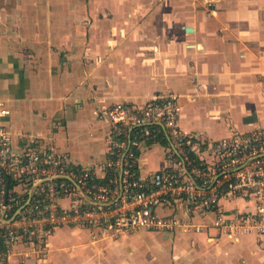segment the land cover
Returning a JSON list of instances; mask_svg holds the SVG:
<instances>
[{
	"label": "crops",
	"instance_id": "obj_1",
	"mask_svg": "<svg viewBox=\"0 0 264 264\" xmlns=\"http://www.w3.org/2000/svg\"><path fill=\"white\" fill-rule=\"evenodd\" d=\"M9 1L0 3V11L11 14L5 19L11 39L0 35V113L8 112L0 120L15 153L37 138L41 150L49 146L74 164L104 163L108 128L96 110L168 94L179 99L180 129L202 143L264 128V0ZM21 42L33 48L32 67L13 66L9 46ZM253 114L256 120L245 124ZM163 156L161 146L143 148L139 172L161 169ZM255 211L243 199L220 202L224 218ZM215 218L196 217L200 232L140 230L91 243L95 231L61 228L51 236L45 260L24 248L30 258L14 249L9 260L264 264V235L227 236L213 227Z\"/></svg>",
	"mask_w": 264,
	"mask_h": 264
},
{
	"label": "built area",
	"instance_id": "obj_2",
	"mask_svg": "<svg viewBox=\"0 0 264 264\" xmlns=\"http://www.w3.org/2000/svg\"><path fill=\"white\" fill-rule=\"evenodd\" d=\"M180 111L174 94L100 108L106 161L93 165L74 164L49 146L41 150L37 138L15 153L0 120V259L18 242L45 249L61 228L110 236L200 232L194 220L209 213H216L213 227L222 234L264 235V128L202 143L180 129ZM154 145L164 149V164L142 175L140 152ZM223 199L253 202L256 211L224 218Z\"/></svg>",
	"mask_w": 264,
	"mask_h": 264
},
{
	"label": "rangeland",
	"instance_id": "obj_3",
	"mask_svg": "<svg viewBox=\"0 0 264 264\" xmlns=\"http://www.w3.org/2000/svg\"><path fill=\"white\" fill-rule=\"evenodd\" d=\"M0 3L7 4V3H10V1L9 0H0ZM10 15H11L10 13H2L0 11V22L2 20H4V22H3L4 24L3 25L0 23V35L2 37H4V38L8 37V40L11 39V38H9V33H8V31H9V27L8 26L9 25L6 24L5 19L10 17ZM6 46L7 45H5V47ZM32 49H33L32 46L30 48L28 45L23 44L22 42L21 43H13V44H11V46H9V54H13L15 56V59L13 61V66L17 67V68L20 67L21 65H24V64H25V66H30V67L34 66L35 53L33 52ZM0 50H1V48H0ZM3 52L4 51L2 50V53ZM24 69H25V67H24ZM98 110H96V112ZM154 154H155V157H154L155 160L160 159L158 157V155H157V152H154ZM80 230H83V229L80 228ZM94 233L95 232H92V231L90 232V236L88 237L89 238V240H88L89 243H91V241H90L91 239L93 241H98V239H101L102 237L103 238H108V239H118V238H120L123 235L130 234V233H133V232H128V233H125V234H122V235H118V236L101 235L99 233H95L99 237L96 236ZM49 241H50V239H49ZM23 248L24 249H30L32 253H35L37 260H45L46 259V255H47V250H45L46 248L45 249H40V248L39 249L38 248L35 249L34 247H32L30 245H25L23 242H18V243L15 244V246H13V248L11 249V252H10V254L8 256H5L4 258L0 259V263L1 264H15L13 261L11 262L9 260V257H10L11 254H13L14 249H16L15 252H14V253H16L15 255H19V253H21L20 256H24L23 259L30 258L31 255L29 253H27L26 250H24ZM47 248H48V246H47ZM26 253H27V257L25 255Z\"/></svg>",
	"mask_w": 264,
	"mask_h": 264
},
{
	"label": "water",
	"instance_id": "obj_4",
	"mask_svg": "<svg viewBox=\"0 0 264 264\" xmlns=\"http://www.w3.org/2000/svg\"><path fill=\"white\" fill-rule=\"evenodd\" d=\"M255 120H256V115L253 114L252 116L245 118L244 119V123L245 124H250V123L254 122Z\"/></svg>",
	"mask_w": 264,
	"mask_h": 264
},
{
	"label": "trees",
	"instance_id": "obj_5",
	"mask_svg": "<svg viewBox=\"0 0 264 264\" xmlns=\"http://www.w3.org/2000/svg\"><path fill=\"white\" fill-rule=\"evenodd\" d=\"M156 138L160 141L161 144L165 145L164 139H162L159 136H157ZM147 143H148V145H150V144L153 145L154 142H152L151 140H148Z\"/></svg>",
	"mask_w": 264,
	"mask_h": 264
}]
</instances>
